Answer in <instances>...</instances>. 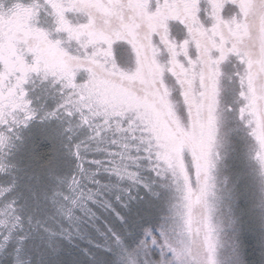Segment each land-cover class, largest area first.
Segmentation results:
<instances>
[{
  "label": "rangeland",
  "instance_id": "obj_1",
  "mask_svg": "<svg viewBox=\"0 0 264 264\" xmlns=\"http://www.w3.org/2000/svg\"><path fill=\"white\" fill-rule=\"evenodd\" d=\"M38 2L0 0L4 11L14 9L0 22V37L17 40L15 45L0 40V86L27 73L72 82L88 63L87 56L71 55L60 39L50 38L51 25L36 26L31 5ZM65 2L67 9H54L57 18L52 28L66 34L65 45L108 40L99 28L65 17V11H73L76 4L99 0ZM131 2L136 5L135 18L113 29L106 56L89 69L90 94L103 102L109 116L131 117L121 130L128 132L129 139L152 145L153 163L162 179L167 175V203L181 208L185 219L190 205L191 232L185 229V238L194 253L202 242L196 229L205 214L204 198L200 202L196 198L211 160L214 166L207 174L214 187L206 200L210 223L224 244L218 259L224 264H264V164L258 159L264 153L260 147L264 142V68L258 63L260 20L248 7L262 0ZM149 3L154 5L152 11L147 10ZM198 5L206 9L203 21L197 15ZM115 41L122 43L114 50ZM28 53L34 54L31 63L25 60ZM248 55L251 60L245 59ZM217 118L220 142L211 147ZM119 120L113 121L114 127L119 128ZM21 134L45 160L55 151L64 152L63 136L52 138L36 125ZM101 179L116 183L115 177Z\"/></svg>",
  "mask_w": 264,
  "mask_h": 264
},
{
  "label": "snow or ice",
  "instance_id": "obj_2",
  "mask_svg": "<svg viewBox=\"0 0 264 264\" xmlns=\"http://www.w3.org/2000/svg\"><path fill=\"white\" fill-rule=\"evenodd\" d=\"M31 7L36 10L37 27L51 25L50 38L60 39L71 55L87 56L88 63L72 82L27 73L0 86V264H224L217 256L224 244L210 223L206 200L214 187L207 174L212 161L196 198L197 202L204 198L205 214L196 229L202 242L194 253L185 238V229L191 232L190 205L185 219L181 208L167 203V175L162 179L156 169L152 145L129 139L128 132L121 130L131 117L109 116L86 86L90 67L106 56L113 29L131 23L136 5L131 0H99L65 11L70 22L99 28L108 36L107 41L92 45H65L66 34L52 31L54 9H67L65 0H39ZM198 7L203 21L206 9ZM248 7L260 20L258 63L264 68V0ZM153 9L149 3L147 10ZM12 11L11 6L7 12L0 8V22ZM0 40L17 44L8 36ZM120 43L113 42V49ZM33 55L25 54L26 62L31 63ZM114 120H119V128L113 126ZM239 123L243 125V117ZM33 125L52 138L63 136L64 152L55 151L46 160L40 156L21 134ZM220 126L217 118L211 147L220 142ZM248 127L252 128L251 120ZM260 147L264 149V142ZM258 159L264 164V153ZM105 175L115 177L116 183L102 180Z\"/></svg>",
  "mask_w": 264,
  "mask_h": 264
}]
</instances>
